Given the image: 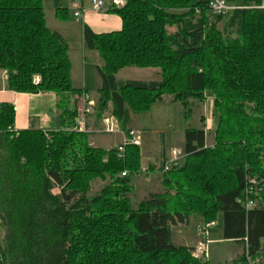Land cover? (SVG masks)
<instances>
[{"label":"trees","instance_id":"1","mask_svg":"<svg viewBox=\"0 0 264 264\" xmlns=\"http://www.w3.org/2000/svg\"><path fill=\"white\" fill-rule=\"evenodd\" d=\"M123 1L107 11L121 31L84 27L85 47L102 60L97 117L111 114L128 135L131 114L168 101L191 116L193 102L212 98L213 145L205 128L186 129L185 159L158 169L164 192L133 208L140 147L120 158L117 148H93L90 134L68 131L77 111L65 96L83 91L72 85L67 43L48 29L44 0H0L9 90L54 93L61 111L54 130L15 131L14 108L0 107V264H209L173 243V228L193 216L205 226L222 216L223 240L243 248L237 264H264V0L222 16L211 12L213 0ZM56 18L68 20V10L57 5ZM127 68L158 70L161 81L119 83ZM96 181L105 186L92 196Z\"/></svg>","mask_w":264,"mask_h":264},{"label":"rangeland","instance_id":"2","mask_svg":"<svg viewBox=\"0 0 264 264\" xmlns=\"http://www.w3.org/2000/svg\"><path fill=\"white\" fill-rule=\"evenodd\" d=\"M51 1L54 0H48L44 5V7L46 6L48 20H51V11H53V6L51 8ZM105 1L110 2L111 0ZM221 1H224L228 5L235 6L240 5L243 0ZM72 16L73 13L69 10V19H73ZM75 21L78 20L76 19ZM118 80L122 83L160 82L161 77L158 70H136L135 68H127L118 73ZM87 101L91 100L88 99ZM91 103L93 114L88 118L89 127H92L91 130L99 129L100 133L91 134L88 137L87 142L90 146L91 143L94 144V146H91L93 148L110 151V149L115 148L114 145H117L120 141L122 144L123 138H120L119 134L107 135L101 133L103 128L102 119L107 116L108 113H105L99 120L94 111L97 102L95 104L93 102ZM64 106L69 111L74 112L83 107V102L78 100L76 96L66 95ZM130 118L131 127L141 139L140 150L141 155H143V158L141 159L142 170L146 168V165L149 163L159 167V162H157L155 157L147 158V153L157 154L164 149L168 158L171 156L172 151H180L184 153V132L186 129L205 128L207 132V145L212 146L214 141L213 132L218 124V114L212 98H208L203 103L193 102L191 116L186 115L185 109L181 104H173L166 101L153 106L150 111L143 114H131ZM158 176L159 171H157V169L149 174L142 172L135 175L132 181L134 192L130 195V204L133 208H137V206L150 194L163 192L161 183L157 181ZM104 186L105 183L102 181L94 182L91 188V195H96ZM56 193L58 192L56 191ZM215 225L216 226L212 227L208 233V257L207 259L203 258V260H208L209 264H237L243 255V248L236 243H230L223 240L222 216H219ZM202 227H205V224L201 217H191L188 224L173 228V242L176 245H190L199 241V244L201 241L200 232ZM1 229L3 228L0 224V240L3 238ZM254 263L255 262H251V264Z\"/></svg>","mask_w":264,"mask_h":264},{"label":"crops","instance_id":"3","mask_svg":"<svg viewBox=\"0 0 264 264\" xmlns=\"http://www.w3.org/2000/svg\"><path fill=\"white\" fill-rule=\"evenodd\" d=\"M47 1L48 0H44V5ZM112 1L113 0L110 2L105 1L108 10L111 9ZM51 2V8L53 6V11H51V20H48L46 6L44 7L47 27L51 32L59 34L68 45L69 59L71 62L72 85L75 89L82 90V94L86 95L88 99L91 100L90 102L95 104L98 100V91L102 86V81L98 73V68L102 67V60L97 52L88 50L85 47L83 40L84 27L90 28L93 33L97 35L119 32L123 27L122 20L116 14L107 13L108 10L102 12L93 10L91 7V0H54ZM57 5H59L62 9H67L68 12L70 10L73 13V19L59 21L56 18ZM76 12L80 13L79 17H75ZM76 19L79 22L75 21ZM116 79L119 83H122L118 80V74ZM76 97L79 96L76 95ZM59 103L60 97L54 93L32 95L19 94L10 91L8 88L7 74L0 69V107L2 105H9L16 109L14 125L15 131L29 129L49 131L56 129L57 120L61 114V111L59 110ZM87 127L90 135L93 133H100L99 129L91 130L92 127H89V123ZM127 129L129 131H134L131 127V120ZM123 134L126 135L124 132ZM119 135L120 138H123L122 134L119 133ZM119 145H121V141L117 145H114V147L116 148ZM91 146H94V144L91 143ZM115 148H111L110 150ZM146 156L147 158L155 157L157 162H159V167L163 164L164 160L168 158L164 149L157 154L147 153ZM142 158L143 155H141V159ZM146 166L153 167L154 165L149 163ZM156 169L158 171V166ZM157 181L161 183L160 173ZM162 191L164 192L163 186ZM180 226L184 225H178L176 227ZM198 242L199 241H196L190 245H176L174 242L173 243L178 247L182 246L195 248Z\"/></svg>","mask_w":264,"mask_h":264},{"label":"built area","instance_id":"4","mask_svg":"<svg viewBox=\"0 0 264 264\" xmlns=\"http://www.w3.org/2000/svg\"><path fill=\"white\" fill-rule=\"evenodd\" d=\"M125 2L123 0H113L111 3L112 9H121L125 6ZM91 7L93 10L97 12H102L108 10L106 4L102 0H91ZM236 9H240L237 6H231L225 3L221 0H213L210 4V10L211 12L216 16H222L226 15L231 11H234ZM258 9H264V4L261 7H258ZM80 13L76 12L75 17H79ZM38 82V79H37ZM78 100L83 102V107L81 109H78L77 111V118L75 126L71 129H68V131H76L80 133H89L88 131V118L93 114V109L91 107L92 103L88 100V97L86 95H82L77 97ZM14 111L16 109L14 108ZM102 130L101 133L112 135V134H122L123 135V143L117 147L118 150V156L120 158L123 157L125 153V149L127 146H136L141 147V139L140 136L135 131H130L128 135H124L121 131L120 123L117 118L112 116L108 113L107 116L103 117L102 119ZM185 159V154L180 151H172L171 156L164 160L162 168L163 172L166 173L170 171L173 167L180 164L181 161ZM160 167H158L159 169ZM143 173L149 174L150 168L146 167L142 170ZM127 173L124 172L122 174V177H126ZM255 205L253 203L247 204V209L253 208ZM1 224V223H0ZM215 223H211L206 225L205 227H202V230L200 232L201 241L198 244V246L195 248V251L193 252V256L197 259H207L208 257V240L207 236L212 227H215Z\"/></svg>","mask_w":264,"mask_h":264}]
</instances>
